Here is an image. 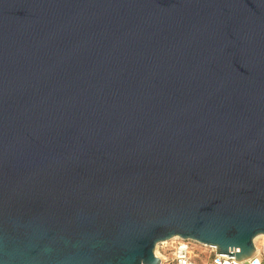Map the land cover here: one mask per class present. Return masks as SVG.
Here are the masks:
<instances>
[{"label":"water","instance_id":"obj_1","mask_svg":"<svg viewBox=\"0 0 264 264\" xmlns=\"http://www.w3.org/2000/svg\"><path fill=\"white\" fill-rule=\"evenodd\" d=\"M259 235L264 0H0V264Z\"/></svg>","mask_w":264,"mask_h":264},{"label":"built area","instance_id":"obj_2","mask_svg":"<svg viewBox=\"0 0 264 264\" xmlns=\"http://www.w3.org/2000/svg\"><path fill=\"white\" fill-rule=\"evenodd\" d=\"M255 252L244 260H234L216 254L215 249L200 245L191 240L174 238L168 242H161L156 245L155 252L161 264H264V241L258 246L254 243ZM201 249L200 257L195 254V248ZM166 252L170 253L167 259L163 256Z\"/></svg>","mask_w":264,"mask_h":264},{"label":"clouds","instance_id":"obj_3","mask_svg":"<svg viewBox=\"0 0 264 264\" xmlns=\"http://www.w3.org/2000/svg\"><path fill=\"white\" fill-rule=\"evenodd\" d=\"M163 239H166L167 236L162 237ZM161 239V238H159ZM159 239L155 240L153 243V248H152V259L151 261H145L144 259H141L140 264H159V261L157 260L156 254H155V248L156 244L159 242Z\"/></svg>","mask_w":264,"mask_h":264},{"label":"rangeland","instance_id":"obj_4","mask_svg":"<svg viewBox=\"0 0 264 264\" xmlns=\"http://www.w3.org/2000/svg\"><path fill=\"white\" fill-rule=\"evenodd\" d=\"M262 241H264V238H259L257 239L256 241H254V243L258 246ZM196 250H195V254L199 255V258L201 260V257H200V253H201V249H199L198 247H194ZM157 252V251H156ZM156 254V253H155ZM163 256H165L167 259L169 258L170 256V253L169 252H166ZM165 264H168V262H165Z\"/></svg>","mask_w":264,"mask_h":264},{"label":"bare ground","instance_id":"obj_5","mask_svg":"<svg viewBox=\"0 0 264 264\" xmlns=\"http://www.w3.org/2000/svg\"><path fill=\"white\" fill-rule=\"evenodd\" d=\"M259 238H264V235H259V236H257V237L254 239V241H256V240L259 239ZM155 253H156V255H158L157 252H155Z\"/></svg>","mask_w":264,"mask_h":264}]
</instances>
